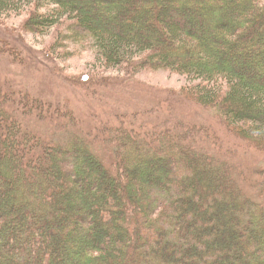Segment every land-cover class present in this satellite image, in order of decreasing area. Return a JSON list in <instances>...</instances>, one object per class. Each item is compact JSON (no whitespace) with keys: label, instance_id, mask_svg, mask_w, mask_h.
Segmentation results:
<instances>
[{"label":"trees","instance_id":"16d2710c","mask_svg":"<svg viewBox=\"0 0 264 264\" xmlns=\"http://www.w3.org/2000/svg\"><path fill=\"white\" fill-rule=\"evenodd\" d=\"M92 1L0 0V22L32 4V33L67 19L107 68L179 73L180 101L264 154V0ZM32 92L0 83V264H264V168L241 166L212 125L122 120L96 136Z\"/></svg>","mask_w":264,"mask_h":264},{"label":"rangeland","instance_id":"374dc122","mask_svg":"<svg viewBox=\"0 0 264 264\" xmlns=\"http://www.w3.org/2000/svg\"><path fill=\"white\" fill-rule=\"evenodd\" d=\"M87 1L94 4L92 0ZM31 5L25 3L23 9L7 15L0 22V83L25 87L33 91L34 97L70 106L82 129L96 136H100V129L106 124L119 126L122 120L139 132H145L147 128L173 130L185 123L182 121L212 125L218 140L227 141L228 149L242 154L237 158L241 166L253 163L252 166L260 170L264 168V154L248 152L244 143L227 133L215 111L200 107L189 98L178 99L177 94L187 84L181 74L172 70L145 69L136 73L127 71L128 67L107 68L94 41L70 31L67 19L44 33L28 31L25 22L36 10ZM51 9H54L53 5L44 10L49 12ZM84 74H90L94 83L111 85L93 88V83L82 81ZM42 127L41 130H47ZM51 127L49 125L48 129ZM209 141L203 138L207 149L211 148ZM259 184L260 181L253 184L246 181V192L258 195Z\"/></svg>","mask_w":264,"mask_h":264}]
</instances>
